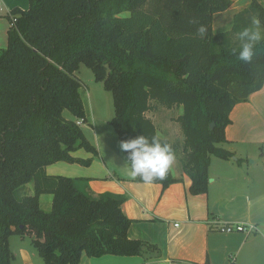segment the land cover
I'll return each mask as SVG.
<instances>
[{
  "label": "trees",
  "instance_id": "16d2710c",
  "mask_svg": "<svg viewBox=\"0 0 264 264\" xmlns=\"http://www.w3.org/2000/svg\"><path fill=\"white\" fill-rule=\"evenodd\" d=\"M231 5L232 0H29L27 10L12 11L7 47L0 49V264L12 262L13 235L30 236L44 264H78L83 253L159 254L155 244L129 238L132 219L122 209L124 197L80 190L77 179L45 168L56 162L91 165L92 158L73 154L80 149L98 155L78 123L86 119L76 76L84 65L112 94L109 124L120 142L143 134L171 144L190 178L189 192L207 193L211 158L234 155L222 146L230 112L264 84V42L250 63L232 53L243 27L254 18L264 24V0H251L236 12L229 29L214 30V15ZM201 24L205 37L197 33ZM179 107L173 121L182 140L171 142L158 136L147 113ZM64 110L73 118L66 119ZM178 181L170 170L154 183L166 189ZM42 195L52 196L49 210Z\"/></svg>",
  "mask_w": 264,
  "mask_h": 264
},
{
  "label": "crops",
  "instance_id": "0c3cea01",
  "mask_svg": "<svg viewBox=\"0 0 264 264\" xmlns=\"http://www.w3.org/2000/svg\"><path fill=\"white\" fill-rule=\"evenodd\" d=\"M250 1L232 0L225 11L232 12L230 24L233 15ZM1 2L0 49H5L10 15L17 8L27 10L29 0ZM225 12L214 15V30L215 18ZM176 110L177 116L181 114V107ZM151 118L158 136L173 142L174 135L170 132L173 125L159 117L158 121L155 116ZM230 119L225 128L227 142L222 146L234 155L230 159L211 158L205 194L189 192L190 178L176 154L171 173L180 181L163 189L157 183L145 185L132 180L129 167L117 150L107 148L102 154L97 147L95 157L85 150L87 154H82L81 149L74 152L75 156L92 158L91 165L100 164L73 177L77 179V188L90 189L97 195L124 197L122 209L132 219L129 238L155 244L159 249L158 255L146 251L140 256L90 258L83 253L78 264H264V84L246 101L233 107ZM169 122L178 126L173 120ZM56 163L45 168L47 174L61 175ZM40 200L45 210L50 209L51 195H42ZM236 225L244 230H222ZM9 247L13 255L11 264H44L28 235L11 236Z\"/></svg>",
  "mask_w": 264,
  "mask_h": 264
},
{
  "label": "rangeland",
  "instance_id": "374dc122",
  "mask_svg": "<svg viewBox=\"0 0 264 264\" xmlns=\"http://www.w3.org/2000/svg\"><path fill=\"white\" fill-rule=\"evenodd\" d=\"M232 12H225L221 16L215 18V30H226L230 28V19ZM77 78L80 80V95L83 100L86 119L84 122H78L86 138L98 147L101 153H105L107 148L115 150L120 153L119 156L123 158L124 163L127 164L126 158L120 149V140L117 137L116 132L113 130L109 121L114 116V105L112 94L103 88L101 82L94 80V74L92 70L84 65H81L79 70L76 72ZM177 110H167L160 108L157 111L148 112L147 115L150 117L155 116L158 121V117L165 119L169 125H173L174 130L171 127L174 141H181V132L179 125L171 124L172 121L177 117ZM63 116L66 119H72L73 116L68 110L63 111ZM150 117V118H151ZM159 125V124H158ZM160 127V125L158 126ZM82 154L86 152L81 149ZM87 154V153H86ZM80 156V155H78ZM82 157V156H80ZM87 158V157H86ZM94 167H100V164H92L91 166H82L79 164H69L66 162L56 163L57 172L67 177L81 176L82 172H86L87 169H94ZM128 167V164H127ZM77 169V170H72ZM44 203H42V207ZM44 209V208H43ZM49 210V209H48Z\"/></svg>",
  "mask_w": 264,
  "mask_h": 264
},
{
  "label": "clouds",
  "instance_id": "9594fccd",
  "mask_svg": "<svg viewBox=\"0 0 264 264\" xmlns=\"http://www.w3.org/2000/svg\"><path fill=\"white\" fill-rule=\"evenodd\" d=\"M207 31L202 24L197 27V33L201 37H205ZM237 37L240 41L239 48L232 49V53L238 60L250 63L257 53V46L264 42V24L260 19L254 18L249 26L237 33ZM120 149L127 154L129 177L132 180L139 179L145 185L166 179L176 159L172 145L156 136L149 138L142 134L134 139L121 141Z\"/></svg>",
  "mask_w": 264,
  "mask_h": 264
},
{
  "label": "built area",
  "instance_id": "2783aa9c",
  "mask_svg": "<svg viewBox=\"0 0 264 264\" xmlns=\"http://www.w3.org/2000/svg\"><path fill=\"white\" fill-rule=\"evenodd\" d=\"M3 14V9H2V2L0 0V16ZM15 18H12V23L14 22ZM82 122V121H80ZM178 224H175L177 226ZM223 231H243L244 228L241 225H236V226H227L222 228Z\"/></svg>",
  "mask_w": 264,
  "mask_h": 264
},
{
  "label": "water",
  "instance_id": "95a60500",
  "mask_svg": "<svg viewBox=\"0 0 264 264\" xmlns=\"http://www.w3.org/2000/svg\"><path fill=\"white\" fill-rule=\"evenodd\" d=\"M214 126V123H212L211 125H210V128H212Z\"/></svg>",
  "mask_w": 264,
  "mask_h": 264
}]
</instances>
